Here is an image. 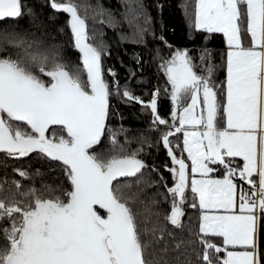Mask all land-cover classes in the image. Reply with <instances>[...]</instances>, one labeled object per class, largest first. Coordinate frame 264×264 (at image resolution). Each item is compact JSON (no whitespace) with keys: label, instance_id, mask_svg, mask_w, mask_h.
I'll use <instances>...</instances> for the list:
<instances>
[{"label":"snow or ice","instance_id":"obj_1","mask_svg":"<svg viewBox=\"0 0 264 264\" xmlns=\"http://www.w3.org/2000/svg\"><path fill=\"white\" fill-rule=\"evenodd\" d=\"M47 6L70 15L80 60L66 63L22 36L19 21L32 10L23 0H0V153L13 160L35 153L58 162L71 190L45 186L46 196L34 187L21 191L13 181L15 191L0 196V264H150L148 248L164 241L166 229L140 221L134 197L122 191L149 168L139 158L143 149L128 151L111 134L110 148L97 151L108 133L114 91L151 112L158 143L170 158L172 166L164 167L173 186L151 169L166 190L158 194L170 201L165 223L182 228L189 199L200 211L199 264H264V0H196L194 28L226 37V77L215 83L206 52L200 56L203 75L187 50L167 59L157 52L170 86L171 121L158 112V88L144 101L127 85L121 89L111 69L112 83L105 79L107 48L89 42L86 19L72 0H48ZM136 28L133 42L143 43L147 29ZM53 126L65 135H50ZM177 134L182 145L173 143ZM15 172L30 179L23 169Z\"/></svg>","mask_w":264,"mask_h":264},{"label":"trees","instance_id":"obj_2","mask_svg":"<svg viewBox=\"0 0 264 264\" xmlns=\"http://www.w3.org/2000/svg\"><path fill=\"white\" fill-rule=\"evenodd\" d=\"M63 1V0H62ZM78 7L82 18L86 19L88 26L89 42L107 48V54L102 58L105 79L111 84L113 77L109 75L111 69L116 73L115 80L119 81L121 89L125 85L135 95L144 101H150L158 88L159 114L171 121L173 105L170 100V86L162 70L158 67L160 62L157 52L165 59L175 50H187L201 70L200 56L205 52L209 54V64L214 66L213 80L217 85L226 77L225 62L228 46L222 33L208 34L198 31L193 26L196 0H72ZM25 9H31L34 15H25L19 21L17 31L28 40H36L44 47L54 50L63 61L69 64H78L80 54L74 47V39L69 26L70 15L50 9L48 0H23ZM147 19V23H145ZM140 24L147 31L143 34V43H135L137 36L136 25ZM171 47H165L159 37ZM245 46L250 44L249 38H244ZM140 58L138 63L137 58ZM134 73L135 75H129ZM114 91V90H113ZM22 130H29L26 125H20ZM108 133L98 152H106L110 148V136L115 134L120 144L125 145L128 151L142 148L139 158L143 159L149 168L144 170L140 182L130 178L131 183L122 189L125 197H134V211L140 221H148L165 228L164 241L151 244L146 253L150 264H199L197 253L201 247L195 241L199 232L200 211L190 207L191 199L185 206V216L182 218L183 227L176 228L163 220L164 213L168 212L170 201H164L160 194L166 190L160 184L159 175L151 169L159 170L168 186H173L171 174L165 170V164L171 167L170 158L166 150L158 143L159 135L152 127L151 112L138 103H126L121 95L114 94L110 97L109 119L107 122ZM50 135L56 137L65 135L59 126L49 129ZM183 136L177 134L173 138L174 144L182 145ZM179 154V149L176 150ZM185 158H186V154ZM186 162L188 160L186 159ZM237 164L241 162L237 158ZM15 169H23L29 174L30 179L19 177ZM223 169L214 173L221 176ZM13 181H19L21 191L34 187L48 193L45 186L53 189L68 190L71 188L65 179L60 165L38 154L22 160L8 159L6 154L0 153V184L4 192L8 189L15 191ZM123 183V179L121 180ZM59 195V191L56 192ZM155 201V203H154ZM156 213H160L158 217ZM103 214V210H101ZM149 238L146 237V241ZM212 242L220 245V238H213ZM264 246V240H262ZM180 248L177 249L176 245ZM167 246V253L162 249ZM163 257V260H161Z\"/></svg>","mask_w":264,"mask_h":264},{"label":"crops","instance_id":"obj_3","mask_svg":"<svg viewBox=\"0 0 264 264\" xmlns=\"http://www.w3.org/2000/svg\"><path fill=\"white\" fill-rule=\"evenodd\" d=\"M225 40H226V37H225ZM226 43H227V41H226ZM186 154V153H185ZM188 163H189V165H190V161H188ZM215 176V175H214ZM217 178H219L220 176H216ZM237 250H239V249H237Z\"/></svg>","mask_w":264,"mask_h":264},{"label":"water","instance_id":"obj_4","mask_svg":"<svg viewBox=\"0 0 264 264\" xmlns=\"http://www.w3.org/2000/svg\"><path fill=\"white\" fill-rule=\"evenodd\" d=\"M54 127V126H53ZM123 179V178H122Z\"/></svg>","mask_w":264,"mask_h":264},{"label":"rangeland","instance_id":"obj_5","mask_svg":"<svg viewBox=\"0 0 264 264\" xmlns=\"http://www.w3.org/2000/svg\"><path fill=\"white\" fill-rule=\"evenodd\" d=\"M63 2V1H62Z\"/></svg>","mask_w":264,"mask_h":264}]
</instances>
